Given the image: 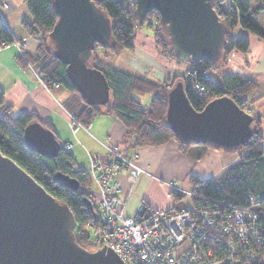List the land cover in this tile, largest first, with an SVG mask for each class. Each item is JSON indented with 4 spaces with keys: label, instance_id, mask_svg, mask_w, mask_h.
I'll return each instance as SVG.
<instances>
[{
    "label": "trees",
    "instance_id": "16d2710c",
    "mask_svg": "<svg viewBox=\"0 0 264 264\" xmlns=\"http://www.w3.org/2000/svg\"><path fill=\"white\" fill-rule=\"evenodd\" d=\"M32 20L23 21L25 29L32 36H38L37 48L34 54L24 50V56L19 53L18 60L32 66L45 82L55 81L59 86L68 89L70 96L65 102L68 111L77 118L76 124L88 126L96 116L111 114L119 118L126 127V136L132 138V145L159 146L175 140L183 153H189L194 145L211 146L224 153H239L240 159L231 164L224 173L216 179L207 180L195 175L189 176L192 187L198 186L196 199L206 205L217 202H228L235 205L247 203V196L251 193L257 201L264 202V184L262 180V166L264 159L263 136L260 133V118L254 116L252 133L249 139L240 145L223 147L214 142L197 143L182 137L167 121L169 92L178 80L184 83V90L190 104L196 110H202L209 102L216 98L227 96L233 99L243 110L249 111L254 92L259 86L251 76L241 71L221 73L231 50L245 52L249 49L250 41L247 36L240 34L233 38V29L240 26L244 30L264 39V0H215V8L227 25V42L223 55L218 60L203 59L188 62L190 69L186 74L169 77L164 81L148 78L124 65L112 63L101 52L110 51L120 53L125 49L134 48L135 29L140 24H146L153 31L155 43L164 56H171L179 60L173 52L157 10H152L145 17L136 14V2L131 0L123 4L118 0H103L98 2L111 19L112 36L106 45L95 44L90 65L100 70L106 77L111 93V101L106 106H95L84 100L68 77L67 64L60 61L53 53L49 41V33L53 29L58 14L53 0H26ZM15 41L7 23L0 18V46ZM217 70L218 79L212 74ZM210 79H205V74ZM201 81L206 90L196 92L191 82ZM138 94H153L150 105L145 106L137 97ZM12 106L5 100V94L0 87V150L17 164L26 169L51 194L62 202H66L76 219L75 236L78 243L86 248L99 247L92 239V231L87 227L89 221H100L97 206L93 203L90 209L85 198L89 197L88 187L93 183L89 174L83 170H76V160L71 151H66L61 143V149L55 156L40 154L31 150L25 144V128L34 121H41L47 128L55 130L36 114L20 112L12 113ZM243 151V154L241 152ZM61 171L75 177L80 182L76 190L58 184L54 181L55 172ZM174 199L184 198L183 193L175 192ZM93 202V201H92ZM264 221V215H263ZM235 264H264V262H243Z\"/></svg>",
    "mask_w": 264,
    "mask_h": 264
},
{
    "label": "water",
    "instance_id": "95a60500",
    "mask_svg": "<svg viewBox=\"0 0 264 264\" xmlns=\"http://www.w3.org/2000/svg\"><path fill=\"white\" fill-rule=\"evenodd\" d=\"M103 0H53L58 19L49 33L54 55L67 64L68 77L84 100L106 106L111 93L105 75L89 63L95 44L112 36L111 19L98 5ZM128 4L131 0H118ZM136 14L160 13L162 26L176 57L184 62L218 60L227 42V25L215 0H134ZM254 116L222 96L196 110L177 81L169 92L167 121L182 137L223 147L245 143ZM25 144L40 154L55 156L61 149L56 133L41 121L25 128ZM56 183L71 190L75 177L57 171ZM93 209V202L85 198ZM76 219L66 202L51 194L26 169L0 150V264H126L113 249L86 248L75 236Z\"/></svg>",
    "mask_w": 264,
    "mask_h": 264
},
{
    "label": "crops",
    "instance_id": "0c3cea01",
    "mask_svg": "<svg viewBox=\"0 0 264 264\" xmlns=\"http://www.w3.org/2000/svg\"><path fill=\"white\" fill-rule=\"evenodd\" d=\"M5 17L15 41L0 46V87L4 91L6 102L13 108L12 113H34L40 120L49 123L61 142L73 143L71 153L80 166H88L92 154L106 157L107 145L127 149L131 138L126 136V127L119 118L111 114H100L88 126L72 125L70 112L65 107L70 91L61 86L48 89L30 65L18 60L20 45L31 54L37 48V38L30 35L23 25L24 20H32L26 0H9ZM240 34L248 37L249 49L245 52L231 50L227 68L233 69L231 72H244L259 84L249 112L260 118L259 129L264 147V39L242 28L235 30L231 36L235 38ZM144 36L135 43L133 50L122 56L128 66L159 81L165 80L174 72H188V62H178L174 57L164 56L156 48L153 38L147 33ZM151 99L144 105L149 106ZM138 150L140 162L149 174H141L134 184L126 206L128 214L135 211L141 199L154 208H180L189 199L186 196L179 199L171 197L168 181L173 180L183 188H189L190 175L207 180L216 179L240 159L238 153L227 154L223 150L202 144L194 145L189 153H183L178 142L173 139L159 146L138 147ZM119 181L122 185L119 195L125 199L130 184L124 175H119Z\"/></svg>",
    "mask_w": 264,
    "mask_h": 264
},
{
    "label": "built area",
    "instance_id": "2783aa9c",
    "mask_svg": "<svg viewBox=\"0 0 264 264\" xmlns=\"http://www.w3.org/2000/svg\"><path fill=\"white\" fill-rule=\"evenodd\" d=\"M9 0H0V18L6 22L5 10ZM24 56L23 46H19ZM36 76L48 88L59 86L55 81L45 82L31 66ZM205 79H210L208 73ZM196 92L206 90L198 80L191 82ZM71 124L77 118L71 114ZM120 149L107 145L108 154H92L88 166L76 165L96 183V190L88 189L89 198L97 206L100 221H89L87 227L94 233L99 247L117 252L126 264H235L264 262V202L249 193L247 203L235 205L217 202L206 205L196 199L198 186L183 188L176 181H168L170 196L183 193L189 199L182 207L154 208L141 199L135 211L126 212L128 197L138 177L149 174L140 162L138 147ZM73 143H63L71 151ZM119 175L129 182L128 196L123 199Z\"/></svg>",
    "mask_w": 264,
    "mask_h": 264
},
{
    "label": "rangeland",
    "instance_id": "374dc122",
    "mask_svg": "<svg viewBox=\"0 0 264 264\" xmlns=\"http://www.w3.org/2000/svg\"><path fill=\"white\" fill-rule=\"evenodd\" d=\"M262 21H263V24L259 21V23L261 24V25H263L264 26V17H263V19H262ZM239 28H241L240 26H237V27H235L234 29H233V32H232V34L235 32V30H239ZM136 31H135V37H134V47H135V43H137L138 41H140V39L142 40V38L143 37H145L144 35L147 33L149 36H151V38H153V40H154V42H155V39H154V36H153V31L151 30V28L150 27H148L146 24H140L139 26H137V28L135 29ZM36 38L38 39V36H36ZM156 44V43H155ZM156 46V48L158 49V51L160 52V49L158 48V46L157 45H155ZM134 49V48H133ZM133 49H125V50H122L120 53H111L110 51H105V52H101L102 54H103V56L106 58V60H108V61H111L112 63H115V64H118V65H124V66H126V67H129V68H131V69H133L132 67H130V66H128V63H125L124 61H125V59H123V57L122 56H124V53L126 54L128 51H130V50H133ZM161 53V52H160ZM162 54V53H161ZM229 55V54H228ZM228 55H227V61H228ZM124 60V61H123ZM177 60V59H176ZM178 62H184V61H181V60H177ZM227 61H226V63H225V65L222 67V69H221V73H228V72H231V71H233V69H230V68H227V67H229L228 65H227ZM187 63V62H186ZM189 64V63H188ZM133 70H135V69H133ZM136 71V70H135ZM136 72H138V71H136ZM212 72V74H213V76L215 77V78H217L218 79V72H217V70H212L211 71ZM139 73V72H138ZM139 74H141V73H139ZM142 75V74H141ZM148 76H151V74H147ZM180 75H182V73H172L171 75H170V77H173V76H180ZM145 76V75H144ZM169 78V77H168ZM167 79V78H166ZM165 79V80H166ZM160 81H162V80H160ZM164 81V80H163ZM42 82V81H41ZM43 83V82H42ZM44 84V83H43ZM51 87H56V86H51ZM51 87H48V89L49 88H51ZM153 94H138L137 95V97L142 101V103L143 104H147L148 103V101H150V99H151V96H152ZM169 121V120H168ZM63 143V142H62ZM239 154V153H238ZM241 154H243V151L241 152ZM240 155V154H239ZM261 166H262V180H263V184H264V159H263V161H262V163H261ZM96 188H97V185H96V183H92L87 189H92V190H96ZM91 236H92V239L94 240V233L92 232L91 233Z\"/></svg>",
    "mask_w": 264,
    "mask_h": 264
}]
</instances>
